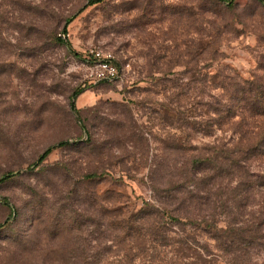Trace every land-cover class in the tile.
<instances>
[{
	"label": "rangeland",
	"instance_id": "rangeland-1",
	"mask_svg": "<svg viewBox=\"0 0 264 264\" xmlns=\"http://www.w3.org/2000/svg\"><path fill=\"white\" fill-rule=\"evenodd\" d=\"M250 82L264 0H0V264H264V182L205 168L239 135L209 104Z\"/></svg>",
	"mask_w": 264,
	"mask_h": 264
},
{
	"label": "trees",
	"instance_id": "trees-1",
	"mask_svg": "<svg viewBox=\"0 0 264 264\" xmlns=\"http://www.w3.org/2000/svg\"><path fill=\"white\" fill-rule=\"evenodd\" d=\"M57 40H62V38L57 37ZM234 80L240 85L241 80L237 78H234ZM225 81L226 79H222L221 84L227 87ZM250 83L248 85L225 88L227 99L224 103H222L221 96V98L209 104L212 109L211 121H215L217 124H221L223 120L237 115V119H234L232 122L234 126L233 130L239 133L237 140H234V137L231 138L229 140V142L231 141L230 145L227 142H221L214 149L215 154L207 158V160H210L205 165V168L208 167L215 170V175L221 176V179L225 174H232V177L229 178L231 180L236 173L237 177L235 180H243L242 184L236 186V190L232 196L237 195V190H239V195L246 194L247 190L250 191L254 182L261 184L264 182V167L261 171L257 172L251 169V163L256 160L264 165V86L255 82ZM203 103L207 102L203 101ZM66 142L65 140H61L58 144ZM53 147L54 145H49L44 148L38 154L36 161L40 162ZM203 160L204 158H198L192 163H202ZM239 169L245 170V174L238 171ZM186 172L187 174L193 173L195 175V172L191 171V169H188ZM202 172L204 173V171ZM252 177H256L257 180L251 181ZM170 186L173 189L179 188L178 183H172ZM229 188L231 189V186ZM174 191L176 192V190ZM167 192L170 195L172 191L169 190ZM226 210H230L229 206H226ZM258 215H264V212L260 211ZM176 217L177 219L179 218L178 216ZM259 222L258 220H249L236 226L229 223L223 232L229 233L231 236L235 235L238 239L243 240L245 233L248 231L255 233L260 228ZM207 226L217 228V221L211 218L207 221Z\"/></svg>",
	"mask_w": 264,
	"mask_h": 264
},
{
	"label": "built area",
	"instance_id": "built-area-1",
	"mask_svg": "<svg viewBox=\"0 0 264 264\" xmlns=\"http://www.w3.org/2000/svg\"><path fill=\"white\" fill-rule=\"evenodd\" d=\"M94 58V65L91 69V76L96 80L115 79L119 75V69L109 51L100 46L91 49Z\"/></svg>",
	"mask_w": 264,
	"mask_h": 264
}]
</instances>
